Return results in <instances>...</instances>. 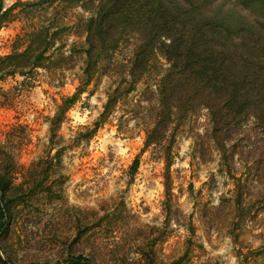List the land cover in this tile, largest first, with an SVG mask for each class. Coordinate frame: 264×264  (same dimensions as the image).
Masks as SVG:
<instances>
[{
  "label": "rangeland",
  "instance_id": "1",
  "mask_svg": "<svg viewBox=\"0 0 264 264\" xmlns=\"http://www.w3.org/2000/svg\"><path fill=\"white\" fill-rule=\"evenodd\" d=\"M99 4L0 0V56L13 54L15 46L23 51L39 32L47 35L42 49L49 44L48 56H70L85 40L77 24ZM83 62L63 59L65 70L50 73L29 66L32 79L0 81V147L20 165L11 222L0 236V264H71L79 257L88 264H264V145L255 152L262 144L257 134L224 161L203 112L182 124L173 142L147 148L139 119L123 101L88 139L113 87L97 77L53 135L49 119L77 92ZM144 88L139 85L128 104L140 100ZM50 145L52 155L63 153L48 174Z\"/></svg>",
  "mask_w": 264,
  "mask_h": 264
},
{
  "label": "trees",
  "instance_id": "2",
  "mask_svg": "<svg viewBox=\"0 0 264 264\" xmlns=\"http://www.w3.org/2000/svg\"><path fill=\"white\" fill-rule=\"evenodd\" d=\"M239 1L100 0L96 13L77 24L85 40L72 46L70 56H48L49 44L42 49L47 35L39 32L36 43L26 44L23 51L15 46L13 54L0 56V81L17 75L32 79L25 72L29 66L49 73L64 71L59 66L63 59L83 58L77 92L63 98L49 119L53 135L92 82L106 77L113 87L88 139L124 101L140 121L147 148L163 147L168 138L173 142L182 124L205 112L208 133L224 161L240 142L257 139L255 133L262 142L254 147L259 153L264 145V0ZM125 47L131 49L130 56L121 57ZM32 52L38 53L34 59ZM141 84V99L128 104L126 99ZM53 150L50 145L44 153L48 174L61 165L63 149L52 155ZM165 150L169 168L170 151ZM39 159L38 166L44 164L43 157ZM19 168L17 157L0 147V236L11 222V195L20 187L14 174ZM137 169L138 161L132 166ZM76 263L88 264L82 257L71 264Z\"/></svg>",
  "mask_w": 264,
  "mask_h": 264
}]
</instances>
